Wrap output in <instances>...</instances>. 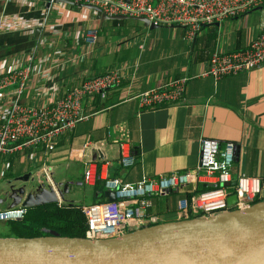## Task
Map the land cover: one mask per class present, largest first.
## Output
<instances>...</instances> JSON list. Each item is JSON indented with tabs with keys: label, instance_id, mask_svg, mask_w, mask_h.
Listing matches in <instances>:
<instances>
[{
	"label": "crops",
	"instance_id": "obj_1",
	"mask_svg": "<svg viewBox=\"0 0 264 264\" xmlns=\"http://www.w3.org/2000/svg\"><path fill=\"white\" fill-rule=\"evenodd\" d=\"M12 1L2 3L0 0V73L6 74L15 67L30 66L32 71L21 94V101L25 104L42 103L38 89L50 67L49 72L55 75L58 86L57 95L114 67L126 65V68L118 87L110 89L104 97L84 98L82 107L88 118L58 139L51 150L45 152L39 147L29 148L3 157L0 171L4 173L1 175L5 176L4 181L13 173L26 171L32 160L33 164L39 166L34 176L38 179L44 174L48 185L50 182L57 185L62 205L83 206L84 203L77 196H72L79 194L83 186L90 192L91 204L102 202L107 199L104 192L108 191L104 181L98 180L90 185L83 178L82 146L87 137L93 141L106 139L105 161L108 164L104 165V170L109 177L130 183L174 172H196L200 140L206 137L217 139L221 146L225 142L236 144V159L232 167L234 181L239 174H245L257 178L264 186V64L218 81L200 75L207 69L209 54L214 49L223 52L245 49L259 36L264 20V4L237 17L204 25L193 38H187L185 28L179 25L150 29L139 20L130 19L133 20L130 22L124 19L113 22L116 25L127 22L126 33L119 34L116 43L110 45L107 38L103 40L97 37L94 45H88L82 38L85 32L91 28H102L106 22L100 24L97 21L96 26L92 22L89 25L82 21L74 22L71 35L66 33L63 36L59 22L49 17L45 25V1L37 14L35 3L30 6L29 0L26 3L18 0L21 8ZM57 6L58 9L61 7ZM95 14L93 12L94 19ZM44 25L42 38L52 41L53 47L40 45L34 39V29ZM75 56V62H65L61 67L54 65L60 59ZM180 76L190 78L181 103L139 107L137 94ZM17 85L19 81L16 80L1 89L4 97L0 100V113L8 105L11 91ZM118 124L126 126L135 153V162L128 167L122 166L117 145L107 137L108 130ZM92 154L95 158L97 152L93 151ZM96 162L100 171L104 162L99 157ZM8 170L10 172L7 174ZM65 184H70L67 191H64ZM201 185L214 187L215 184L208 182V179H192L187 186L154 196L148 215L155 216L156 223L180 220L181 212L187 211L188 189L192 191L201 188ZM54 194L49 185L48 192L40 193L39 201L32 195L35 204H42L51 202ZM28 195L19 205L10 204L9 207L24 206ZM21 196L18 195L16 199ZM231 198L229 202L234 203L235 200ZM145 223L140 228L155 224Z\"/></svg>",
	"mask_w": 264,
	"mask_h": 264
},
{
	"label": "built area",
	"instance_id": "obj_2",
	"mask_svg": "<svg viewBox=\"0 0 264 264\" xmlns=\"http://www.w3.org/2000/svg\"><path fill=\"white\" fill-rule=\"evenodd\" d=\"M78 4H88L100 8L107 16L145 17L156 26L179 25L185 28V36L193 38L204 25H211L224 19L237 17L264 4V0H72ZM26 3V0H22ZM61 5V4H56ZM67 5V4H64ZM1 24V23H0ZM97 29H88L82 37L88 45L97 42ZM78 38V35L76 36ZM38 43L53 47L52 41L40 38ZM77 56L66 60L60 59L55 66L65 62H75ZM264 64V20L261 32L250 45L241 50L223 52L214 49L209 54L208 67L200 75L209 76L218 81L225 76L251 71ZM53 66V65H52ZM125 67H114L108 72L82 81L79 85L58 94L55 75H47L38 89L40 105L25 104L21 101L25 81L32 69L30 66L15 67L8 73H0V91L16 80L19 85L11 91V99L0 113V161L6 155L14 154L29 148L39 147L48 152L58 139L74 129L77 124L88 118L82 107L84 98L100 96L121 84ZM190 78L180 76L164 84L148 89L136 95L138 105L151 108L164 104L181 103ZM4 95L0 93V100ZM107 137L114 142L119 151L120 163L128 167L135 162V153L124 124L115 125L107 132ZM105 143L93 141L89 137L83 142L84 182L90 185L103 180L106 190L114 193V200L83 205L82 212L86 217L87 230L85 238L89 240L111 239L129 231L139 229L141 224L156 223L155 216L148 215L151 200L154 196L170 193L190 180L200 178L215 184L214 188L191 196L187 211L181 212L183 219L191 215L209 217L224 214L231 210H245L264 200V186L257 178L239 174L236 180L232 177V167L236 159L237 146L225 142L221 146L217 139L201 138L199 163L196 172H174L160 175L154 179H144L136 183L121 182L118 178L109 177L104 165ZM101 170H97V155ZM50 191L55 192L58 205H62L57 185L50 182ZM213 187V186H212ZM235 202L230 203L231 196ZM26 207L0 209V222L16 221L24 217ZM12 214V215H10ZM145 223V225H147Z\"/></svg>",
	"mask_w": 264,
	"mask_h": 264
},
{
	"label": "water",
	"instance_id": "obj_3",
	"mask_svg": "<svg viewBox=\"0 0 264 264\" xmlns=\"http://www.w3.org/2000/svg\"><path fill=\"white\" fill-rule=\"evenodd\" d=\"M44 1L45 25L54 5L67 4L93 10L100 24L134 19L150 29L159 27L145 17L107 16L96 6L72 0ZM45 25L34 29L37 42L45 33ZM69 185H64V191ZM104 196L114 200L112 191L104 192ZM34 205L38 204L29 194L24 206ZM45 231L50 235L0 238V264H264V200L245 210L159 222L111 239L89 240Z\"/></svg>",
	"mask_w": 264,
	"mask_h": 264
},
{
	"label": "rangeland",
	"instance_id": "obj_4",
	"mask_svg": "<svg viewBox=\"0 0 264 264\" xmlns=\"http://www.w3.org/2000/svg\"><path fill=\"white\" fill-rule=\"evenodd\" d=\"M44 0H29V5H33L35 3V12L37 14L39 7L43 3ZM1 2L6 3L5 0H1ZM12 2L16 3L19 7L22 8L20 5V2L18 0H13ZM27 5V4H25ZM61 7L58 9V6L55 5L53 11L50 15V20H55L56 22H59L62 27L61 31L63 36L68 33L69 36L71 35V29L74 27L72 23L77 22H86L87 25L94 23V26L98 24L97 20L94 19L93 10H89L84 8L83 6L76 7V6H70V5H60ZM62 8H68L67 10H64ZM125 21L132 22L133 20L125 19ZM92 22V23H91ZM107 24L104 25L102 28H98V37H100L103 40H107L110 42V45L114 42H117V36L119 34L126 33L125 29V23H121V25H116L113 23V20H106L104 21ZM96 24V25H95ZM175 30H180V28H176ZM51 37V36H50ZM37 167L35 164L32 163V160L30 161L29 167L26 169V171L22 172H16L13 173L7 180H3L4 173L0 171V208L3 206L10 208V204H18L21 203L22 199L26 197L27 194H34L37 200L39 201V195L40 193L48 192V183L45 179L44 174H42L38 179L34 176V171H36ZM10 170L6 171L8 174ZM36 179V180H35ZM35 180V181H34ZM54 180L57 182L58 178L55 177ZM58 183V182H57ZM77 190L78 188L75 187ZM81 192L74 193L72 196H77L84 205H90L91 199H90V192L87 190L86 186L80 187ZM184 189H181V192H183ZM18 195H22L21 198L16 199ZM97 203V202H96ZM93 204V202H92ZM12 208V207H11ZM20 236L19 233L14 231L11 226L7 223L0 222V238L3 239H11V238H18Z\"/></svg>",
	"mask_w": 264,
	"mask_h": 264
},
{
	"label": "trees",
	"instance_id": "obj_5",
	"mask_svg": "<svg viewBox=\"0 0 264 264\" xmlns=\"http://www.w3.org/2000/svg\"><path fill=\"white\" fill-rule=\"evenodd\" d=\"M113 22L117 23L120 20H113ZM194 180L197 181L196 178ZM212 188L214 187H203L201 185V188H196L192 191L188 189L187 192H194L193 194L187 193L188 203L191 196L206 192ZM200 215L188 214L183 219ZM3 223L9 224L14 231L19 233L20 236L18 238L48 236L50 234L45 231L46 229L55 231L60 236L84 238L87 230V222L82 212V205H58L55 201L26 207V212L22 219Z\"/></svg>",
	"mask_w": 264,
	"mask_h": 264
},
{
	"label": "bare ground",
	"instance_id": "obj_6",
	"mask_svg": "<svg viewBox=\"0 0 264 264\" xmlns=\"http://www.w3.org/2000/svg\"><path fill=\"white\" fill-rule=\"evenodd\" d=\"M10 215H12V214H10Z\"/></svg>",
	"mask_w": 264,
	"mask_h": 264
}]
</instances>
